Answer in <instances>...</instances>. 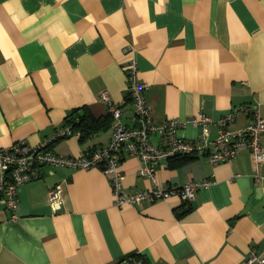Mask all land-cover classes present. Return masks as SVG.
<instances>
[{"label":"crops","instance_id":"obj_1","mask_svg":"<svg viewBox=\"0 0 264 264\" xmlns=\"http://www.w3.org/2000/svg\"><path fill=\"white\" fill-rule=\"evenodd\" d=\"M132 57L156 123L205 115L212 140L216 123L242 105L258 104L264 118V0H0V149L41 144L76 110L106 118L103 92L122 122L137 126ZM250 121L236 114L228 129ZM113 134L111 119L90 138L50 150L79 157L107 147ZM199 134L192 124L177 131L184 141ZM185 160L158 169L156 183L212 180L189 206L174 197L120 208L100 169L44 168L18 189L15 210L0 201V264H117L132 254L147 264H247L253 253L264 256V164L248 149L216 166L208 156ZM120 169L125 195L153 188L137 159L124 153ZM56 185L59 211L48 199Z\"/></svg>","mask_w":264,"mask_h":264},{"label":"built area","instance_id":"obj_2","mask_svg":"<svg viewBox=\"0 0 264 264\" xmlns=\"http://www.w3.org/2000/svg\"><path fill=\"white\" fill-rule=\"evenodd\" d=\"M133 53V49L126 51ZM129 95L135 110L133 121L137 126H127L122 122L123 112L115 104L108 92L100 95V101L106 106L107 113L114 122V134L107 147H101L92 153H84L79 157L63 156L50 150L58 140L70 137L80 138L79 133L72 132L70 127L58 128L52 136L37 146H30L27 141H21L10 147L0 149V201L9 210L18 206V189L21 186L39 181L42 170L46 167L71 169L74 171H89L100 169L111 179V186L117 207L136 205L143 202L155 203L179 198L185 206H189L196 198L201 187H209L212 180L201 183L190 182L182 186L156 183V172L160 168L167 169L170 162L177 158H199L208 156L211 165L230 162L237 158L242 149H248L253 155L255 164H264V118L261 116L258 104H246L232 112L216 124L220 127L217 138L210 140L212 120L200 115L196 119L181 122L171 119L165 123L153 121L152 109L147 103L145 94L148 85L139 79V70L135 57L128 66ZM236 114H244L251 121L242 129L232 131L228 126L235 120ZM192 124L200 129L198 138L194 141H184L177 136L180 128ZM159 135L160 142L154 145L150 138ZM124 153L141 163L140 176L148 178L153 183L150 190H138L130 195L123 193V173L120 163ZM50 206L59 211L63 202V187L56 185L48 192ZM247 264H264V256L253 253ZM117 264H147L139 254H132L121 259Z\"/></svg>","mask_w":264,"mask_h":264},{"label":"trees","instance_id":"obj_3","mask_svg":"<svg viewBox=\"0 0 264 264\" xmlns=\"http://www.w3.org/2000/svg\"><path fill=\"white\" fill-rule=\"evenodd\" d=\"M111 119L112 118L109 114L104 119H96L93 117V115L89 112L88 109L83 108V109L74 111L72 115H70L66 119L65 125L61 128L70 127L72 129V132L79 133L80 140L84 141L90 138L96 132H100L102 130L107 129L111 122ZM59 141L61 140H58L55 143ZM54 144H52L51 147ZM178 159H183V160L186 159L185 161H188L187 159L190 160L192 158H177L175 160H178Z\"/></svg>","mask_w":264,"mask_h":264}]
</instances>
